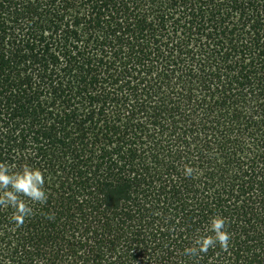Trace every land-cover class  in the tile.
Listing matches in <instances>:
<instances>
[{"label":"trees","instance_id":"1","mask_svg":"<svg viewBox=\"0 0 264 264\" xmlns=\"http://www.w3.org/2000/svg\"><path fill=\"white\" fill-rule=\"evenodd\" d=\"M0 163V264H264V0H0Z\"/></svg>","mask_w":264,"mask_h":264},{"label":"clouds","instance_id":"2","mask_svg":"<svg viewBox=\"0 0 264 264\" xmlns=\"http://www.w3.org/2000/svg\"><path fill=\"white\" fill-rule=\"evenodd\" d=\"M186 171L190 172V170ZM44 184V174L38 168L25 164L19 169H15L6 163H0V208L14 209L11 219L19 223L32 211L25 200L32 203H43L47 200ZM224 225L223 217H213L210 224L212 235L197 236L194 246L185 248V253L194 255L197 252H206L209 247L216 244L222 248L226 247L229 234L224 230Z\"/></svg>","mask_w":264,"mask_h":264}]
</instances>
